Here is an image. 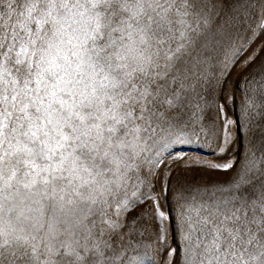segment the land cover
Here are the masks:
<instances>
[{
	"label": "snow or ice",
	"instance_id": "snow-or-ice-1",
	"mask_svg": "<svg viewBox=\"0 0 264 264\" xmlns=\"http://www.w3.org/2000/svg\"><path fill=\"white\" fill-rule=\"evenodd\" d=\"M221 3L0 0V264H156L136 239L147 213L126 214L239 62L229 29L245 21ZM245 84L264 93V61ZM196 192L177 194L181 264H264V154Z\"/></svg>",
	"mask_w": 264,
	"mask_h": 264
},
{
	"label": "rangeland",
	"instance_id": "rangeland-1",
	"mask_svg": "<svg viewBox=\"0 0 264 264\" xmlns=\"http://www.w3.org/2000/svg\"><path fill=\"white\" fill-rule=\"evenodd\" d=\"M238 5L245 23L229 31L235 44L243 47L238 55L239 62L231 68L222 93L216 96L217 107L210 109L203 99H199L205 108L203 119L190 125L182 140L169 145L163 156L164 163L158 169L160 176L153 180V188H143L137 192L138 197L143 193L152 198L143 199L131 213L126 214V218H131L147 213L138 221V233L142 231L143 236L137 234L136 239L142 241L140 254L144 251L143 244L152 246V258L156 264H181L182 261L184 241L178 192L184 191L189 199H200L197 187L202 189L204 185L228 181L241 169L246 157L254 154L260 158L264 154V93L258 87L255 92H250L245 84V73L258 69L264 61V31L257 29L255 36L252 33V28L264 21V0H222L220 7L227 16L233 14ZM249 55L256 59L245 68V58ZM246 93L252 101L250 115H246L242 108ZM197 100V97H192L193 104ZM213 123L220 130L219 139L216 136L206 138L205 132L200 131L201 126L206 130ZM194 129L200 132L199 138L194 134ZM225 131L229 143L221 152L218 145L223 143ZM225 163L233 167L227 171L209 167ZM157 211L159 217L155 215Z\"/></svg>",
	"mask_w": 264,
	"mask_h": 264
}]
</instances>
